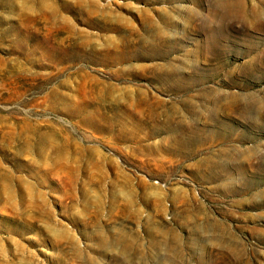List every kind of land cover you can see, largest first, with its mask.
Here are the masks:
<instances>
[{
	"label": "rangeland",
	"instance_id": "obj_1",
	"mask_svg": "<svg viewBox=\"0 0 264 264\" xmlns=\"http://www.w3.org/2000/svg\"><path fill=\"white\" fill-rule=\"evenodd\" d=\"M241 3L0 0V264H264Z\"/></svg>",
	"mask_w": 264,
	"mask_h": 264
},
{
	"label": "bare ground",
	"instance_id": "obj_2",
	"mask_svg": "<svg viewBox=\"0 0 264 264\" xmlns=\"http://www.w3.org/2000/svg\"><path fill=\"white\" fill-rule=\"evenodd\" d=\"M224 4H225V7H224V5H223V7L225 8V12L230 11V4L227 3V1L224 2ZM236 6L237 7L235 8V10L237 11V16L243 20H246L248 23L249 22L252 23V21L257 19L258 17H261V19H262V17L264 16V10L260 9L259 7L253 6V7L246 8L244 3L238 4ZM148 25L150 27L149 29H151L152 32H154L155 34H158L159 29H157L154 24L149 23ZM202 83H203V81H202Z\"/></svg>",
	"mask_w": 264,
	"mask_h": 264
}]
</instances>
